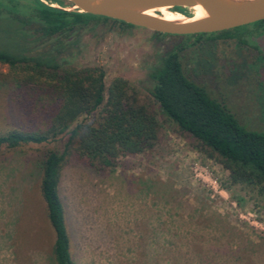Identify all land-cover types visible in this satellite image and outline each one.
Returning <instances> with one entry per match:
<instances>
[{"label":"rangeland","instance_id":"374dc122","mask_svg":"<svg viewBox=\"0 0 264 264\" xmlns=\"http://www.w3.org/2000/svg\"><path fill=\"white\" fill-rule=\"evenodd\" d=\"M51 4L70 9L63 0ZM61 43V65L101 66L106 85L126 79L159 123L153 148L120 156L115 167L98 170L74 157L62 166L59 194L74 263L264 264V182L231 183L228 170L163 114L148 77L159 57L179 46L190 79L224 100L245 128L264 130V34L198 38L92 18ZM7 71L0 63V132L20 122ZM67 136L0 148V264H54L39 161L46 150L61 153Z\"/></svg>","mask_w":264,"mask_h":264},{"label":"trees","instance_id":"16d2710c","mask_svg":"<svg viewBox=\"0 0 264 264\" xmlns=\"http://www.w3.org/2000/svg\"><path fill=\"white\" fill-rule=\"evenodd\" d=\"M49 3L61 4L62 0H0V63L8 67L4 74L8 94L20 114L17 126L0 132V148L12 150L68 133L61 153L46 150L42 154L39 192L54 232V264H75L59 194L62 166L68 157H74L98 170L115 167L118 157L153 148L159 123L126 79L114 77L106 85L101 66H63L57 60L64 47L62 38L92 18L132 25ZM172 9L187 15L183 8ZM243 33L263 35L264 19L190 35L238 38ZM179 50V46L167 49L148 74L154 101L179 131L193 137L203 153L228 170L231 183L264 182V130L245 128L224 100L212 97L190 79ZM95 111L92 120L78 121L70 128L79 116Z\"/></svg>","mask_w":264,"mask_h":264},{"label":"water","instance_id":"95a60500","mask_svg":"<svg viewBox=\"0 0 264 264\" xmlns=\"http://www.w3.org/2000/svg\"><path fill=\"white\" fill-rule=\"evenodd\" d=\"M70 9L116 19L132 26L174 35L213 33L264 19V0H63ZM52 6H55L51 4ZM199 5L205 16L168 20L146 13L160 7L185 8ZM175 11V10H174ZM178 12V11H177Z\"/></svg>","mask_w":264,"mask_h":264},{"label":"bare ground","instance_id":"6f19581e","mask_svg":"<svg viewBox=\"0 0 264 264\" xmlns=\"http://www.w3.org/2000/svg\"><path fill=\"white\" fill-rule=\"evenodd\" d=\"M157 10L159 11V14H155V13H152L150 11H146V13L157 15V16L163 17V18L168 19V20H184V19H186V16L184 14L177 12V11H174V10H171L168 7H160V8H157ZM192 10H193L192 19L200 18V17H203L206 15L205 11L199 5L193 6Z\"/></svg>","mask_w":264,"mask_h":264},{"label":"flooded vegetation","instance_id":"af4514ba","mask_svg":"<svg viewBox=\"0 0 264 264\" xmlns=\"http://www.w3.org/2000/svg\"><path fill=\"white\" fill-rule=\"evenodd\" d=\"M45 3H47V2H45ZM50 5H51V3H49Z\"/></svg>","mask_w":264,"mask_h":264}]
</instances>
